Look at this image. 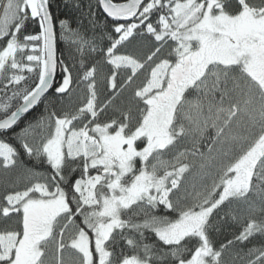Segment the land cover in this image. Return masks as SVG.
Instances as JSON below:
<instances>
[{
    "label": "snow or ice",
    "instance_id": "obj_1",
    "mask_svg": "<svg viewBox=\"0 0 264 264\" xmlns=\"http://www.w3.org/2000/svg\"><path fill=\"white\" fill-rule=\"evenodd\" d=\"M52 4L0 0V264H264V0Z\"/></svg>",
    "mask_w": 264,
    "mask_h": 264
},
{
    "label": "trees",
    "instance_id": "obj_2",
    "mask_svg": "<svg viewBox=\"0 0 264 264\" xmlns=\"http://www.w3.org/2000/svg\"><path fill=\"white\" fill-rule=\"evenodd\" d=\"M66 2H68V0H53V4H52L53 15L60 18H65V17H68L70 19L75 18V22L72 24V27H76V23H79L81 19V15H80L81 11L86 12L87 10L88 0H81L84 7L79 11L74 7L77 0H71V4L69 7H65ZM115 2H123V0H115ZM101 20H103V16H101ZM83 23L87 25V20L84 19ZM32 27L33 26L30 25L29 30H31ZM68 47L69 45L67 43L65 42L60 43V49L63 50L65 54L67 53ZM57 79H59V77H57ZM46 103L50 104L52 107H55L57 110H59L61 106L68 105V99L66 97L61 98L59 96H49ZM43 110H44V105L42 104L40 105L38 111L43 112ZM0 140H5L6 142L12 144L14 147L19 149V144L17 143L16 140L11 138V134L7 136L0 135ZM21 159L26 167H32V162L29 161V159L26 156L22 157ZM22 171H23L22 169L14 170L11 173H4L3 171H0V192H3L5 187H7L9 183L16 181L18 178L21 179L22 181V177L19 176V173H21Z\"/></svg>",
    "mask_w": 264,
    "mask_h": 264
},
{
    "label": "rangeland",
    "instance_id": "obj_3",
    "mask_svg": "<svg viewBox=\"0 0 264 264\" xmlns=\"http://www.w3.org/2000/svg\"><path fill=\"white\" fill-rule=\"evenodd\" d=\"M66 256L68 255V253L65 254Z\"/></svg>",
    "mask_w": 264,
    "mask_h": 264
}]
</instances>
